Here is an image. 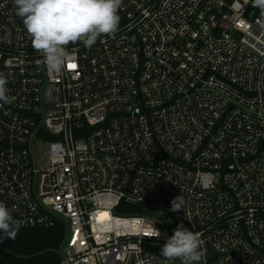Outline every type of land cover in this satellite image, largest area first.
Listing matches in <instances>:
<instances>
[{
    "label": "built area",
    "instance_id": "2783aa9c",
    "mask_svg": "<svg viewBox=\"0 0 264 264\" xmlns=\"http://www.w3.org/2000/svg\"><path fill=\"white\" fill-rule=\"evenodd\" d=\"M118 14L58 75L0 0V201L22 227L65 225L59 264H167L180 224L201 233L202 264H264V13L123 0Z\"/></svg>",
    "mask_w": 264,
    "mask_h": 264
},
{
    "label": "clouds",
    "instance_id": "9594fccd",
    "mask_svg": "<svg viewBox=\"0 0 264 264\" xmlns=\"http://www.w3.org/2000/svg\"><path fill=\"white\" fill-rule=\"evenodd\" d=\"M123 0H14L17 15L22 19L33 50L43 59L38 63L51 73L62 74L74 58L68 45L82 42L91 48L102 35H114L119 30ZM264 13V0H252ZM8 76L0 73V102L10 103L7 95ZM174 212L183 209L184 199L172 200ZM23 226L12 210L0 201V242L14 240ZM153 227L150 237L159 238ZM206 255L201 233L178 225L160 248L167 264H202Z\"/></svg>",
    "mask_w": 264,
    "mask_h": 264
},
{
    "label": "trees",
    "instance_id": "16d2710c",
    "mask_svg": "<svg viewBox=\"0 0 264 264\" xmlns=\"http://www.w3.org/2000/svg\"><path fill=\"white\" fill-rule=\"evenodd\" d=\"M65 236L62 222L48 228L21 227L14 240L0 242V264H59Z\"/></svg>",
    "mask_w": 264,
    "mask_h": 264
},
{
    "label": "snow or ice",
    "instance_id": "6c2138e0",
    "mask_svg": "<svg viewBox=\"0 0 264 264\" xmlns=\"http://www.w3.org/2000/svg\"><path fill=\"white\" fill-rule=\"evenodd\" d=\"M69 67L70 68H75V64H70Z\"/></svg>",
    "mask_w": 264,
    "mask_h": 264
}]
</instances>
